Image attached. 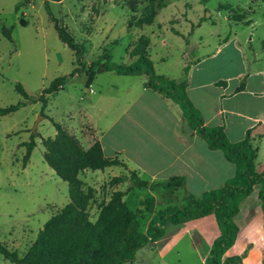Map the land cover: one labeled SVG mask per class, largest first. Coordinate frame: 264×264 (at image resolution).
<instances>
[{"label": "crops", "instance_id": "0c3cea01", "mask_svg": "<svg viewBox=\"0 0 264 264\" xmlns=\"http://www.w3.org/2000/svg\"><path fill=\"white\" fill-rule=\"evenodd\" d=\"M227 5L239 10L243 19L235 21L230 11L222 10L225 11L222 15V11H217V17L227 22L228 28L215 32L216 41L211 44L204 40L201 29L206 23L215 25L217 19L194 25L184 34L186 37L182 36L185 46L181 48L183 60L192 58V66L184 62L181 76H166L187 83L188 97L200 111L205 125L223 127L230 142L242 141L251 131L258 151L257 171L262 173L264 0H243ZM235 54L240 58V71L231 74L230 56ZM219 56L223 57L217 62ZM207 60L212 62L199 70L198 66ZM96 77L89 86L84 78L79 100L85 103L79 109L74 102L70 103L66 109L68 120L62 124L69 134L79 139L85 150L99 142L105 157L118 159L125 165L80 174L83 189H93V200L87 210L91 221L97 220L99 205L109 201L114 192L124 193L123 201L131 210L129 202L133 201L134 193L145 189L147 195L138 197V205L143 210L145 206L141 202L154 201V213L148 212L151 221L156 212L183 204L188 196L201 197L222 187L235 175V165L222 151L209 148L190 127L180 107L147 87L146 75L125 76L130 78L121 80L125 85L108 87L100 86ZM241 87L244 90L239 91ZM65 88L64 84L62 90ZM133 172L151 185L172 177H182L184 185L173 193L160 187L137 188L130 180L110 185L113 178L129 177ZM105 183L108 184L106 191L101 189ZM234 222L239 232L225 257L241 256L242 264H263L264 213L258 191L241 202ZM220 234L216 217L210 214L181 225H169L164 237L153 244L159 246L161 264H168L167 258L173 253L180 258L186 242L204 264Z\"/></svg>", "mask_w": 264, "mask_h": 264}, {"label": "rangeland", "instance_id": "374dc122", "mask_svg": "<svg viewBox=\"0 0 264 264\" xmlns=\"http://www.w3.org/2000/svg\"><path fill=\"white\" fill-rule=\"evenodd\" d=\"M236 1L243 0L50 2V9L59 25L66 28L76 43L84 46V55L79 63L75 52L61 41L55 30L45 0H0V109L25 103L17 111L0 116V244L23 256L45 223L70 202L68 184L57 177L44 161L42 141L55 136L56 129L51 120L61 125L67 122L66 109L70 103L74 102L76 109L85 103L79 100L83 80L87 79L83 64L84 68L90 67L107 51L112 62L130 65L135 60L131 51L141 37H146L151 43L148 53L156 73L178 78L184 62L189 64L188 67L192 66V58L183 60L182 57L184 34L198 25L201 18L208 21L217 19L215 25L206 23L201 29L204 40L213 43L216 41L214 33L228 28L227 22L217 17L220 5ZM151 11L156 13L154 23L139 28L138 22ZM233 11L232 14L239 15V10ZM4 31L10 34V39ZM230 58V73L239 72V55H231ZM104 62L100 60V64ZM210 62H202L198 69H204ZM76 68L82 72L72 76ZM96 76L98 84L103 87L125 85L126 82L122 81L130 79L114 71ZM60 77H65L63 85L66 88L62 90V86L58 92L47 95L45 107L41 101L28 102L16 90L19 84L28 96L39 98L44 89ZM40 116L43 120L35 132L36 147L25 162V144L34 135ZM107 188V183L101 186L105 191ZM146 195L145 189H138L133 201L129 202L143 232L150 222L151 216L146 208L150 200L141 202L145 207L140 210L138 197ZM181 253L180 258L174 253L170 255L168 264H201L187 242ZM160 258L159 246L148 244L138 252L135 262L127 264H161ZM0 264L11 263L0 254Z\"/></svg>", "mask_w": 264, "mask_h": 264}, {"label": "trees", "instance_id": "16d2710c", "mask_svg": "<svg viewBox=\"0 0 264 264\" xmlns=\"http://www.w3.org/2000/svg\"><path fill=\"white\" fill-rule=\"evenodd\" d=\"M60 1L62 0H45V7L61 41L75 52L76 61L81 63L84 46L76 43L66 28L59 25L50 9V2ZM219 8L220 11L234 12L231 5H221ZM155 17L156 13L151 11L138 22L137 26L139 28L151 26ZM232 17L235 21L243 19L242 15L235 13ZM207 20L205 17L201 18L198 26ZM4 34L10 39L8 32L4 31ZM150 45L148 38L141 37L131 51L135 60L130 65L112 62V57L107 51L90 67L84 68L83 64V70L87 76L86 85L89 86L96 75L102 72L114 71L124 76L146 75L147 87L178 105L190 127L206 141L209 148L222 151L226 159L235 165V175L222 187L208 191L201 197L188 196L185 203L156 212L146 232L141 230L137 215L123 201L124 193L121 191L114 192L109 201H103L99 205L97 220L93 222L87 211L93 200V189H83L80 174L86 170H104L125 165L118 159L105 157L99 142L85 150L76 136L69 134L61 124L51 120L57 134L54 138L43 139L44 160L57 177L68 184L70 203L45 223L43 230L39 232L36 240L23 256L0 244V254L11 264L133 263L141 249L164 237L169 225H181L210 214L215 215L221 234L214 241L204 264H242L241 256L225 257L226 252L235 244L239 232L234 222V217L239 213V205L249 195L258 191L264 213V172L257 171L258 151L253 144L251 131L247 132L242 141L232 143L227 138L223 127L206 126L200 111L188 97L187 83L176 82L165 75L156 73L149 59ZM100 60L105 62L100 64ZM81 72L82 69L76 68L72 76ZM64 80L65 77L55 79L48 88L44 89L39 98L28 96L19 84L16 90L28 102L41 101L45 107L48 101L46 96L58 92ZM242 90L244 87L239 89V91ZM24 105L25 103L21 102L0 109V116L11 114ZM35 132L30 142L25 144L27 147L25 162L36 147ZM127 180H130L137 188L160 187L168 193H173L184 185L182 177H172L164 183L151 185L141 180L135 172L131 173L130 177L113 178L110 185ZM146 208L149 213H154V201H149Z\"/></svg>", "mask_w": 264, "mask_h": 264}, {"label": "water", "instance_id": "95a60500", "mask_svg": "<svg viewBox=\"0 0 264 264\" xmlns=\"http://www.w3.org/2000/svg\"><path fill=\"white\" fill-rule=\"evenodd\" d=\"M42 120H43V117L40 116L39 119H38V121H37V123H36V125H35V127H34V132L37 130L38 124H39L40 121H42Z\"/></svg>", "mask_w": 264, "mask_h": 264}]
</instances>
